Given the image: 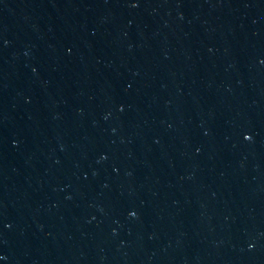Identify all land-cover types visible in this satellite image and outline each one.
<instances>
[{
  "label": "water",
  "instance_id": "obj_1",
  "mask_svg": "<svg viewBox=\"0 0 264 264\" xmlns=\"http://www.w3.org/2000/svg\"><path fill=\"white\" fill-rule=\"evenodd\" d=\"M0 264H264V0H0Z\"/></svg>",
  "mask_w": 264,
  "mask_h": 264
}]
</instances>
